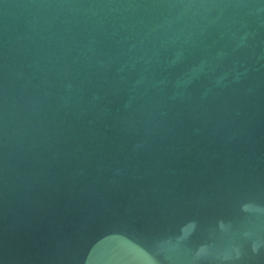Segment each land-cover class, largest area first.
<instances>
[{
  "label": "water",
  "instance_id": "water-1",
  "mask_svg": "<svg viewBox=\"0 0 264 264\" xmlns=\"http://www.w3.org/2000/svg\"><path fill=\"white\" fill-rule=\"evenodd\" d=\"M0 264H264V0H0Z\"/></svg>",
  "mask_w": 264,
  "mask_h": 264
}]
</instances>
